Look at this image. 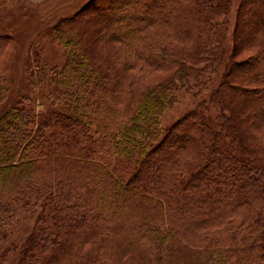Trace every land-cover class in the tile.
Instances as JSON below:
<instances>
[{"label": "trees", "instance_id": "16d2710c", "mask_svg": "<svg viewBox=\"0 0 264 264\" xmlns=\"http://www.w3.org/2000/svg\"><path fill=\"white\" fill-rule=\"evenodd\" d=\"M54 5L0 0V14ZM67 8L47 26L63 65L36 52L32 90L0 114V264L29 209L17 264H264V0ZM5 21L0 109L20 48ZM195 87L208 98L164 131Z\"/></svg>", "mask_w": 264, "mask_h": 264}, {"label": "rangeland", "instance_id": "374dc122", "mask_svg": "<svg viewBox=\"0 0 264 264\" xmlns=\"http://www.w3.org/2000/svg\"><path fill=\"white\" fill-rule=\"evenodd\" d=\"M31 1L34 3H42L48 0ZM52 1H54L55 5L58 4L59 7H56L49 13V15L42 17L41 19L40 17H30L28 19V17L25 15L27 14L28 10L19 11L16 8H9L6 11L1 12L0 14V25H4L6 22L5 20H11L16 24L20 23V27L17 28V31L15 30L20 47L17 58L16 75L14 77L12 89L10 92V98L7 97L5 101V103L8 102V104H5L4 107L0 109V114L4 112L8 108V106L13 105L15 100L22 93H29L32 90V87L30 85V74H36L38 71V67H33V69L31 70L30 66L31 64L35 65L37 59L36 52L39 54L42 63L46 61L51 65L58 64L62 66L66 59L67 52L65 47L54 37L51 32L47 31V26L51 25L58 16L66 14L64 12L66 11V9H68L67 7H70V5L78 6L83 4L87 0ZM13 2L19 3V0H13ZM48 9L49 7L47 8V10ZM68 10L71 11L70 9ZM3 27L4 26H0V29H3ZM197 91L198 87H195L193 91H183L179 98V101L166 110L161 118V124L164 131L176 120H178L186 111H189L190 109L194 108L199 102L208 98V96L201 95L197 93ZM48 106L49 104L46 97L44 95H40L38 98V109L44 110ZM214 114H218V112L214 110ZM39 214L40 209L24 210L21 219L15 222L11 227V230L13 232V234L11 235L14 241L17 242L18 246L15 249L13 248L12 253L7 257V261L9 264H17L19 260L20 245L25 240L27 235H29L33 231L36 218Z\"/></svg>", "mask_w": 264, "mask_h": 264}]
</instances>
